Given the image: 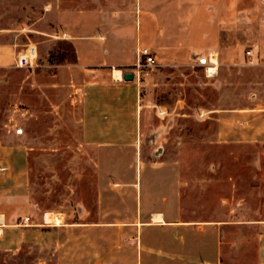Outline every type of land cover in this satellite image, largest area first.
<instances>
[{
	"label": "rangeland",
	"instance_id": "obj_1",
	"mask_svg": "<svg viewBox=\"0 0 264 264\" xmlns=\"http://www.w3.org/2000/svg\"><path fill=\"white\" fill-rule=\"evenodd\" d=\"M62 3L0 0V213L12 218L10 244L0 235V264H98L109 226L125 264L126 226L140 210L141 155L149 173L159 169L155 188L173 190L181 221L220 228L221 264H264V54L254 50L253 33L241 39L230 26L226 43L213 48L153 49L154 66L132 67L140 81L135 144L91 145L82 125L83 84L91 79L74 65ZM167 35V43L188 40L185 31ZM29 46L35 66L16 68ZM213 52L218 64L209 74ZM141 210L148 217L154 209ZM53 214L62 225L47 223ZM173 234L155 246L173 249Z\"/></svg>",
	"mask_w": 264,
	"mask_h": 264
},
{
	"label": "crops",
	"instance_id": "obj_2",
	"mask_svg": "<svg viewBox=\"0 0 264 264\" xmlns=\"http://www.w3.org/2000/svg\"><path fill=\"white\" fill-rule=\"evenodd\" d=\"M170 3L173 4L170 6ZM61 15L69 22L63 35L74 48V65L91 79L83 84L82 117L83 138L91 145L135 144L132 134L140 81L136 80L132 67L140 48L152 51L187 47L197 52L226 43L225 38L233 26L238 37L241 33V39L245 31L252 32L254 50L258 48L264 54V0H66V4L62 3ZM146 24L149 27H145ZM149 30L151 37L147 34ZM67 31L72 36L67 37ZM172 31L188 32L187 42L167 43V33ZM143 34L149 37V42L136 43V40L142 41ZM125 72H131L133 80L121 79ZM141 129L144 130L142 121ZM142 139L144 136L139 131V147ZM143 155L146 157L145 152ZM141 156L138 166L140 210L138 219L126 226L125 264H162L164 258L176 264H194V261L221 264L220 228L212 222L181 221L178 212L172 210L177 204L173 190L165 191L162 185L160 189L155 188L154 176L159 177V169L150 168L149 173ZM144 174L150 177L146 184ZM145 207L154 209L148 217L142 215L141 209ZM154 216L160 219L154 220ZM0 217V223H4L2 228L0 226L1 240L3 245H9L5 220L12 218L6 212L0 213ZM47 223L56 226L51 219ZM104 229L109 230V235L98 244L103 248L98 264H121L116 226ZM180 229L190 230L192 234L188 238L177 235ZM171 232L174 234L169 240L177 241L173 249L155 246L165 243Z\"/></svg>",
	"mask_w": 264,
	"mask_h": 264
},
{
	"label": "built area",
	"instance_id": "obj_3",
	"mask_svg": "<svg viewBox=\"0 0 264 264\" xmlns=\"http://www.w3.org/2000/svg\"><path fill=\"white\" fill-rule=\"evenodd\" d=\"M251 54V51H247ZM37 53L34 46L27 47L22 53H19L14 60L16 68H32L36 64ZM156 64V59L148 48H142L138 51V60L134 70H140L143 67H152Z\"/></svg>",
	"mask_w": 264,
	"mask_h": 264
},
{
	"label": "bare ground",
	"instance_id": "obj_4",
	"mask_svg": "<svg viewBox=\"0 0 264 264\" xmlns=\"http://www.w3.org/2000/svg\"><path fill=\"white\" fill-rule=\"evenodd\" d=\"M209 63L211 66L207 67V73L212 74L215 72L216 66L218 64L217 59H216V53H212L209 57H208ZM154 220H159L160 216H154L153 217ZM2 220V218L0 217V221ZM62 216L60 214H53L51 216V223L53 225L59 226L62 225Z\"/></svg>",
	"mask_w": 264,
	"mask_h": 264
},
{
	"label": "water",
	"instance_id": "obj_5",
	"mask_svg": "<svg viewBox=\"0 0 264 264\" xmlns=\"http://www.w3.org/2000/svg\"><path fill=\"white\" fill-rule=\"evenodd\" d=\"M134 76L131 72H125L123 75H122V79L125 80V81H131L133 80Z\"/></svg>",
	"mask_w": 264,
	"mask_h": 264
}]
</instances>
